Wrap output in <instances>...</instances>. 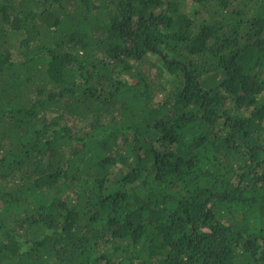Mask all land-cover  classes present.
<instances>
[{"label": "trees", "instance_id": "1", "mask_svg": "<svg viewBox=\"0 0 264 264\" xmlns=\"http://www.w3.org/2000/svg\"><path fill=\"white\" fill-rule=\"evenodd\" d=\"M0 264H264V0H0Z\"/></svg>", "mask_w": 264, "mask_h": 264}]
</instances>
